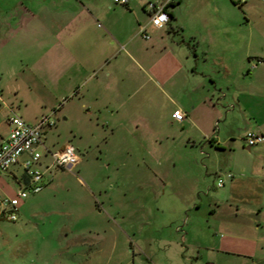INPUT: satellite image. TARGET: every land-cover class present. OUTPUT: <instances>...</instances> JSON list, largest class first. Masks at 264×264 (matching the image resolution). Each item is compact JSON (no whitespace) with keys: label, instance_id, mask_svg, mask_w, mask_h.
I'll return each instance as SVG.
<instances>
[{"label":"rangeland","instance_id":"1","mask_svg":"<svg viewBox=\"0 0 264 264\" xmlns=\"http://www.w3.org/2000/svg\"><path fill=\"white\" fill-rule=\"evenodd\" d=\"M214 1L193 0L194 11L182 15L198 31L196 41H202L196 44L198 52L226 39L230 31L237 34L236 28L228 27L227 17L214 9ZM217 1L225 10L224 0ZM43 2L0 0V19H4L0 31L2 135L9 130L6 119L12 114L34 124L35 118L53 111L44 102L49 99L43 88L31 90L23 79L29 72L27 63L41 55V43L28 40L27 32L13 31L8 20L18 13L21 19L29 18L28 10L42 12ZM238 7L233 20H241L240 39L250 31L258 53H264V0H238ZM39 18L37 26L42 24V15ZM210 56H216L213 49ZM249 61L251 67L256 59ZM238 85L241 93L249 89L246 80L240 79ZM241 98L250 112L247 124L256 125L264 118V101L245 94ZM225 109L208 113L205 137L197 131L196 122L182 129L175 120L164 121L168 107H163L157 113L158 120L163 118L162 130L156 127L159 122L142 126V134H135L125 150L120 149L123 145L84 143L79 152L82 163L71 172L53 167L45 175L42 191L30 194L24 207L15 212L16 221L0 215V264H264L262 257L247 255L248 240H237L238 251L223 249L222 243L232 233L227 223L243 221L247 226L259 219L264 230V155H257L256 147L246 149L245 136H236L238 128L245 126L244 118L237 112L225 117ZM52 119L57 123L58 113ZM212 137L221 147L209 142ZM46 145L54 150L62 142L54 137ZM44 150L39 149L42 155ZM13 170L20 172L19 167ZM138 170L144 178L143 219L132 208L139 196L133 176ZM227 173L233 177L217 187L218 178ZM19 188L7 174L0 176V199L15 196Z\"/></svg>","mask_w":264,"mask_h":264},{"label":"crops","instance_id":"2","mask_svg":"<svg viewBox=\"0 0 264 264\" xmlns=\"http://www.w3.org/2000/svg\"><path fill=\"white\" fill-rule=\"evenodd\" d=\"M148 1L129 0L123 6L113 0H44L42 12L28 10L29 18L21 19L18 13L8 19L13 31L27 32L28 40L41 43V55L27 63L29 72L23 79L28 81L31 90L36 86L43 88L49 99L44 102L56 110L55 114L58 113V122L47 127L42 134L44 146L41 148L47 149L38 164L43 171L42 189L47 183L45 175L53 168H47L51 164L48 151L57 150L46 145L48 139L52 141V138L58 137L62 146L70 144L78 154L86 142L88 145L102 142L123 145L120 149L125 150V145L130 144L135 134H142L139 131L142 126L147 128L149 123L159 122L156 127L162 130L163 118L158 120L157 113L163 107H168L164 117L168 123L174 120L172 113L175 109H184L186 118L179 122V126L183 129L187 123L196 122L197 131L203 137L208 113H221L225 108V117L237 112L244 118L245 126L238 128L241 131L237 137H244L249 130L264 135V118L256 125L247 124L250 112L241 98L245 94L264 101V53H258L259 46L254 44L250 31L246 38L239 37L241 20H233L239 12L236 10L241 9L238 0H224L225 10L220 8L217 0L213 2L214 9L227 17L228 27L236 28L237 34L230 31L226 39L214 42L212 48L205 46L201 52L196 48V44L202 43L200 39L196 41L198 31L182 19L183 14L194 11L193 0H174L170 3L167 7L170 20L161 28L149 23V13L145 8ZM205 1H210L208 4L212 2ZM41 15L42 24L37 26L35 19ZM243 15L248 18L247 13ZM30 18L32 22H27ZM99 20L103 23L101 26L97 23ZM3 21V18L0 19L2 32ZM140 26L145 27L148 38L140 32ZM35 43L32 42V47ZM2 46L3 41L0 40V49ZM211 49L216 52L214 58L210 56ZM238 54L242 57L237 58ZM251 58H255L256 62L250 67ZM240 79L246 80L249 87L242 93L238 85ZM8 118L6 124L9 128ZM37 120L35 118L32 122ZM8 132L0 134V144ZM213 139L209 138V142L221 147V143ZM253 147H256L257 155H264V143ZM125 153L129 154V150ZM26 157L23 154L19 162L4 173L13 178L20 188L28 185L22 167ZM81 163L82 158L71 169H61L71 172ZM15 167L20 168L19 173L13 170ZM133 176L136 177L135 188L139 189L136 192L139 196L132 208L143 219L146 209L141 198L144 178L139 170ZM26 198L19 199L17 212L24 207ZM259 213L258 210L255 214ZM255 221L247 226L243 221L234 225L227 223L232 233L222 243L224 251H238L237 240H248L244 248L248 251L247 255H257L263 260L264 230L262 222L259 219ZM160 241L169 245L166 240Z\"/></svg>","mask_w":264,"mask_h":264},{"label":"built area","instance_id":"3","mask_svg":"<svg viewBox=\"0 0 264 264\" xmlns=\"http://www.w3.org/2000/svg\"><path fill=\"white\" fill-rule=\"evenodd\" d=\"M113 1L123 6H126L129 2V0ZM173 2L174 0L148 1L145 8L149 13V23L155 28L165 26L170 20L167 7ZM144 31L145 27L140 26V32L145 38H148L149 36ZM55 111L54 109L51 115L41 117L34 124L26 122L21 116L16 114H12L8 118V136L0 144V175L7 173L14 164L19 162L20 157L26 154L27 157L22 161V167L28 178L27 187L20 188L16 197L5 196L0 199V214H7V219L10 221L17 220L15 212L18 211L19 199L26 198L31 193H38L43 187L41 184L43 171L38 167L42 157L39 149L44 146L42 139L43 131L54 124L52 115ZM172 118L175 121L183 122L186 118V113L177 108L173 111ZM245 139L250 148L264 143V135L255 130L247 131ZM45 150L47 149L45 148ZM48 153L51 157V164L47 168L60 167L71 169L81 158L75 148L70 144H66L55 151H48ZM232 177L233 175L231 173L221 175L217 180L216 186L222 187L227 178Z\"/></svg>","mask_w":264,"mask_h":264},{"label":"water","instance_id":"4","mask_svg":"<svg viewBox=\"0 0 264 264\" xmlns=\"http://www.w3.org/2000/svg\"><path fill=\"white\" fill-rule=\"evenodd\" d=\"M246 149H247V150H250V147H249V146H247V147H246Z\"/></svg>","mask_w":264,"mask_h":264}]
</instances>
